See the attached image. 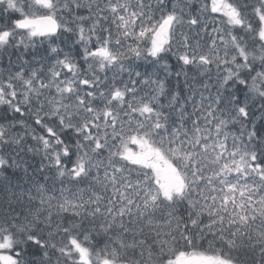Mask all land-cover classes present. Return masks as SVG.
<instances>
[{
	"label": "snow or ice",
	"instance_id": "snow-or-ice-1",
	"mask_svg": "<svg viewBox=\"0 0 264 264\" xmlns=\"http://www.w3.org/2000/svg\"><path fill=\"white\" fill-rule=\"evenodd\" d=\"M0 264H264V0H0Z\"/></svg>",
	"mask_w": 264,
	"mask_h": 264
}]
</instances>
